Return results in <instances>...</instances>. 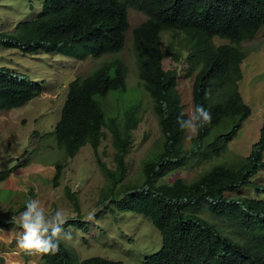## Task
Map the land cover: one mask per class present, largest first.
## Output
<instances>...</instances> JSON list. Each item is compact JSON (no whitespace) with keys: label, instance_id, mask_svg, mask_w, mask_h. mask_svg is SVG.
Here are the masks:
<instances>
[{"label":"trees","instance_id":"1","mask_svg":"<svg viewBox=\"0 0 264 264\" xmlns=\"http://www.w3.org/2000/svg\"><path fill=\"white\" fill-rule=\"evenodd\" d=\"M131 6L147 15L132 30L133 48L139 81L151 97L161 129V149L143 161L141 181H123L126 155L141 118L140 103L130 105L121 117H107L103 108L101 98L126 87L127 65L119 57L70 81L52 132L58 145L66 156L74 157L90 143L106 177L99 203L109 199L119 210L151 218L162 236V246L140 264H264V198L226 194L242 191L260 169L264 170V124L248 156L214 163L191 181L164 178L168 171L186 167L200 155L221 156L240 123L250 115L251 108L239 90L241 63L248 53L241 43L264 26V0H43L38 13L25 15L11 30H1L0 43L25 53L44 51L79 58L118 52L125 45ZM165 31L185 35L190 49L189 73L194 77V109L203 105L213 117L211 125L192 135L189 145L185 143L187 132L177 122L181 112L188 118L178 70L163 65ZM217 36L229 42L217 45ZM173 55L178 58L176 51ZM42 91L39 81L0 66V110L21 107ZM221 127L226 130L216 135L219 139L213 154H205L208 138ZM106 129L112 134L115 169L98 153ZM63 168L64 162L56 164L54 186L59 184ZM66 195L78 211L76 192L66 187ZM204 211L219 221L208 219ZM83 223L78 212L64 227ZM38 264L125 263L102 256L75 258L62 241L56 255H41Z\"/></svg>","mask_w":264,"mask_h":264},{"label":"rangeland","instance_id":"2","mask_svg":"<svg viewBox=\"0 0 264 264\" xmlns=\"http://www.w3.org/2000/svg\"><path fill=\"white\" fill-rule=\"evenodd\" d=\"M42 1L0 0V31L11 30L25 15L38 13ZM128 17L130 27L125 47L117 54L109 53L100 58L90 56L78 60L64 53H25L18 48H6L0 43V66H8L39 81L45 88L39 96L21 107L0 110V176L3 175L0 177V233L1 229L8 227L9 233L3 234L12 232L18 237L22 229L11 222L12 216L22 212L28 200L38 199L45 208L46 215L62 209L67 216L75 218L80 212L85 223L83 226H67L65 232L71 233V239L63 240L75 258L102 256L122 260L125 264H140L146 255L161 248L162 236L151 218L137 212L119 210L109 199L99 203L106 186V177L97 162L92 145L85 144L74 157H69L52 133L60 119L70 81L77 75H86L102 62L121 58L127 65L126 87L110 91L101 101L107 117H121L130 105L140 103L141 119L134 130V141L126 155L127 172L123 181H141L142 163L161 149L162 133L151 97L139 81L133 49L132 30L145 21L147 16L130 7ZM184 36L182 32H163L162 46L166 54L163 65L165 69L178 70V87L185 110L189 114L194 110V77L189 73L187 57L190 49L185 45ZM226 42L228 40L215 38L217 45ZM241 46L248 53L241 64L243 76L239 81V89L245 102L251 107L250 116L240 123L239 130L221 156H198L186 167L168 171L164 176L166 181H173L178 177L191 181L214 163L234 162L245 157L253 143L259 139L260 128L264 123V26L254 37L244 40ZM174 51L178 58L173 55ZM221 129L223 128L215 129L212 134L215 135ZM188 135L187 133L186 145L190 144L191 138ZM98 152L100 159L108 167L115 169V149L107 129ZM58 162H64V168L59 184L54 186L52 178ZM251 181L243 186L242 191L226 194L264 198V170L260 169ZM66 187L76 192L78 211L74 202L67 197ZM107 190L108 187L104 192ZM203 215L210 220L219 221L208 211H204ZM16 240L14 237L12 246H0V264H38L36 258L40 254L35 256L22 251L19 255L16 252L19 249Z\"/></svg>","mask_w":264,"mask_h":264},{"label":"clouds","instance_id":"3","mask_svg":"<svg viewBox=\"0 0 264 264\" xmlns=\"http://www.w3.org/2000/svg\"><path fill=\"white\" fill-rule=\"evenodd\" d=\"M133 8H135V7H133ZM135 9H137V8H135ZM128 14H129V9H128ZM128 19H129V17H128ZM128 29H127V31H128ZM127 31H126V34H127ZM126 38H127V36H126ZM215 38H214V41H215ZM218 38H221V37L219 36ZM222 39H225V38H222ZM228 42H226V43H228ZM125 44H126V40H125ZM220 44H222V43H220ZM124 47H125V45H124ZM119 52H121V51L114 52V53L117 54ZM109 53H112V52H109ZM109 53H105V54L100 55V56H95V55L90 54L84 58H79L75 55H70V54L68 56L72 57V58H76L78 60H84L90 56L95 57V58H100V57L105 56ZM44 91H45V88H43L42 92H44ZM206 95H208V94L206 93ZM241 96H242V94H241ZM242 98H243V96H242ZM243 100H244V98H243ZM244 102H245V100H244ZM184 115L185 114L183 112H181L180 116L177 118V122L179 124V128L182 131H185L189 134L188 135L189 139L192 137V134H198L200 129L211 125L212 119H213L211 112L208 109H206L203 105L196 106L194 111L188 114L187 119H184ZM262 126H261V128H262ZM261 128H260V133H259V139H260V134H261ZM238 130H239V128H238ZM219 132L220 131H217V133L215 135L212 134L208 138L207 141L209 144L207 145L206 149L204 150L205 154L206 153L207 154H213V150L215 149V147L217 145V141L219 139V137H216V135ZM111 136H112V134H111ZM256 142H254V143H256ZM254 143H253V145H254ZM112 144H113V142H112ZM253 145H252V147H253ZM252 147H251L250 152L247 155H245V157L251 153ZM98 151H99V147H98ZM263 153H264V150H263ZM95 156L98 160V156L96 154H95ZM214 156H217V155H214ZM241 158H244V157H241ZM72 218H74V217H72ZM68 219H71V218L69 216H67L62 209H57L54 212V214L46 215V210L42 206L41 202L38 199L28 200L26 202L25 209L22 212H20L18 215L14 214L12 216V219H11V222L16 227H19L22 229V233L20 235H18L17 240H16L17 247L29 255L40 254V257H41V255H56L60 250L61 242L63 240H66V239H71V233L65 232V228H67V226L64 227V225L68 222ZM89 219H91V217H89Z\"/></svg>","mask_w":264,"mask_h":264},{"label":"crops","instance_id":"4","mask_svg":"<svg viewBox=\"0 0 264 264\" xmlns=\"http://www.w3.org/2000/svg\"><path fill=\"white\" fill-rule=\"evenodd\" d=\"M24 172V171H23ZM2 232L0 233V246H4V247H8V246H12V241H13V238L16 237L17 238V235L13 234L12 232H10V234H3V232H7L9 233V230H8V227L7 229H1ZM6 230V231H5ZM10 237V238H8ZM5 252H7V250H4ZM16 251V250H15ZM19 255L22 254V250L21 249H18L16 251ZM16 253V254H17ZM37 256V255H35ZM23 258V256H21ZM39 258H40V255L39 257L37 256L36 258V262L38 261L39 262ZM24 263V262H23Z\"/></svg>","mask_w":264,"mask_h":264}]
</instances>
